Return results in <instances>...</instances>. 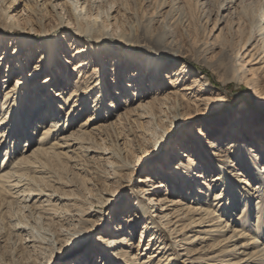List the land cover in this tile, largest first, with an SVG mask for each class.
I'll return each mask as SVG.
<instances>
[{
    "label": "bare ground",
    "instance_id": "obj_1",
    "mask_svg": "<svg viewBox=\"0 0 264 264\" xmlns=\"http://www.w3.org/2000/svg\"><path fill=\"white\" fill-rule=\"evenodd\" d=\"M169 1L167 13L184 10L185 0ZM38 2L21 13L19 2L0 0V195L11 199L3 203L11 228L8 241L23 251L21 262L0 257V264H50L55 255L57 264H128L122 258L124 246L136 247L130 258L137 262L149 246L153 251L148 260L172 264L174 257L185 255L178 252L185 250L184 244L198 249L224 235L223 247L211 251L213 256L231 257L225 264H264V117L240 105L200 122L199 115L211 105L221 108L222 97L218 99L209 78L188 61L223 66L230 72L226 80L252 88L264 112V7L250 16L245 0H195L209 26L189 34V49L183 51L173 47L170 35L156 31L167 16L162 15V0L153 9L152 0ZM42 12L57 20L55 26L44 30L32 22L41 23ZM60 27L66 28L63 35L55 32ZM136 35L153 41L155 51L170 50L183 61L168 63L157 60L162 51L142 54L119 45ZM111 42L119 43V49ZM88 56L100 64L96 78L84 71ZM108 58H113L114 73L102 63ZM122 65L134 69L125 73ZM42 72L47 76L34 81ZM74 74L77 80L69 90ZM145 78L151 83H143ZM121 79L123 86L118 84ZM103 84L115 90L96 94L91 103L92 86L100 90ZM150 87L152 95L146 89ZM122 104V110L110 113ZM102 113L107 117L99 121ZM174 128L182 132L169 143ZM246 139L257 144L256 151L245 147ZM18 146L22 151L15 156ZM52 162L70 173L60 176L49 168ZM141 171L145 174L133 179ZM130 180L136 186L130 189L129 202L107 208L110 221L91 245H85V235L63 250L81 230L82 217L103 214L112 190ZM49 183L65 190L58 193ZM135 229H140L136 244L131 241ZM167 248L173 250L170 256ZM70 253L75 255L71 260Z\"/></svg>",
    "mask_w": 264,
    "mask_h": 264
},
{
    "label": "rangeland",
    "instance_id": "obj_2",
    "mask_svg": "<svg viewBox=\"0 0 264 264\" xmlns=\"http://www.w3.org/2000/svg\"><path fill=\"white\" fill-rule=\"evenodd\" d=\"M15 2H19L17 6V8H20V12L24 13L26 12V9L28 7H38V0H14ZM137 0H135L136 3ZM159 0H152V4L150 5V9L156 8L157 4H158ZM163 2H165V6L162 8V15L165 16L167 13V10L169 8V5L171 4V2L169 0H162ZM185 8L182 12H168L166 18H164V22L162 23V28L160 26H158L156 28V31H161L167 33V37L169 36V39L172 40V44L173 47L176 49H180L185 51L186 49H189L188 44V36L189 34L191 36H193L194 34H198L201 31H206L207 27L209 26L207 23H204L203 20H201V15L203 13L202 8L198 5L197 2H195V0H185ZM246 2V14L248 15H256L258 12V10L261 7H264V3L262 2V0H245ZM216 3V1H215ZM26 5V6H25ZM131 5V4H130ZM250 13V14H249ZM41 17V23L40 22H34L35 19L32 21L36 26L40 25L42 29L47 30L49 27H53L55 26L57 20L56 19H51L49 17L45 18V14L42 12L40 14ZM39 19V18H38ZM40 20V19H39ZM205 20V19H204ZM37 21V20H36ZM40 28V27H39ZM159 28V29H158ZM66 28L65 27H60V28H56L55 32H58V34L63 35V32H65ZM38 34H35L34 36H38ZM66 40L69 42V40L71 38L69 37H65ZM137 38V39H136ZM36 44L34 45L35 47L39 46V38L35 39ZM140 41V42H139ZM142 42V43H141ZM61 44V42L59 43ZM112 47H114L115 49H119L118 44L116 45L114 42H111ZM154 42L153 41H146L144 37L140 36V35H136V36H132V42H127L126 44H119L120 46L129 48L130 50H132V52H138V53H142V54H151V51H155L154 47ZM66 48L69 49V45L66 44ZM62 49V48H61ZM156 51H162L159 52L160 56L157 57V60H162V61H166L168 63H181L183 61L182 59H178V58H173L169 52H171L170 50H156ZM155 51V52H156ZM68 53H70V51H68ZM112 59L113 58H108V59H104V61L102 62L103 65H106V68L111 71L113 70L115 67V65H112ZM37 60V56H34L32 58L31 61V66L33 67V65L36 63ZM188 60V59H186ZM189 63L196 68V70L204 75H206L212 86L215 88V95L218 96V99H221L218 101L220 103L221 108L217 111L214 110V104L211 105L207 111H205L203 114L199 115V121L200 122H206L209 121L211 119H213L214 117L218 116L219 114H226V112L230 113L232 111H234L236 109L237 106L240 105H245L248 109H250L252 112H255L257 115L263 116L264 117V112L257 106L256 103V98L254 96L253 90L252 88L248 87L247 85H245L243 82H239L236 80H226V78L229 77L230 72H228L227 70H225L223 68V66H213L212 68H208L206 66L200 65V64H196L191 60H188ZM85 62H87V65L84 69V71L86 72L87 75H92L93 74V78H96L95 76V69L100 67V64L98 63V61L92 59V58H88L85 60ZM31 66L30 69L31 70ZM126 68L123 69L122 71H125V73H131L133 71V67L128 68L124 65H122L120 68ZM178 66H175L173 69H176ZM132 69V70H131ZM157 69V68H156ZM97 71V69H96ZM158 71V70H157ZM114 73V71H111ZM56 73L59 75L61 74V68L56 69ZM156 73V72H155ZM47 72H42L39 76L36 77V79L34 81L37 80H41L42 78H44L45 76H47ZM228 76V77H227ZM55 79V78H54ZM73 80V81H72ZM77 80V76L74 74L72 75V78L70 79V81L67 83L69 90L72 88L74 81ZM125 79H121L120 80V86H123L125 84ZM226 80V82H224ZM55 81V80H54ZM57 81V80H56ZM13 81H10V84H12ZM108 83V82H107ZM143 83H151L149 78H145V80L143 81ZM225 83V84H222ZM110 87H115L114 85H112V83H110ZM105 84L100 85V90L97 89V86H92L95 89L92 91L91 95H90V101L91 103L93 102V100L96 97V94H103V92H107L106 90H109L110 92L114 91L115 89L113 88H107L103 87ZM145 85V84H143ZM107 88V89H106ZM125 88V87H124ZM154 87H150V88H146L149 89L150 91L148 92L149 95H152L155 90L153 89ZM56 89V88H54ZM145 89V88H144ZM129 92V89H126ZM23 89L20 91L22 92ZM116 91L119 93L121 92V89H116ZM66 94V93H65ZM123 95V94H122ZM112 96V95H111ZM3 94L0 95V104L3 102ZM113 97V96H112ZM115 98L110 99V101L112 100L113 103ZM107 100V99H106ZM34 102V101H33ZM33 102L30 104L28 103V113L31 114L34 106H33ZM19 109L21 110V106L23 104V99L22 101L19 102ZM63 103V102H62ZM105 103V102H104ZM116 103V102H115ZM64 104V103H63ZM68 105V103L66 104ZM216 105V104H215ZM104 106V105H103ZM101 106V107H103ZM125 106L122 104L120 106L116 105V107H114L113 109L110 110V113H116L120 110H122ZM91 111V110H90ZM90 111L84 113L81 117L78 118V121H76V124L83 119L87 114L90 113ZM221 111V112H220ZM262 112L261 114H259V112ZM64 112V111H63ZM60 113V116L65 115L64 113ZM217 114V115H216ZM59 117V116H56ZM101 118H99L100 120H103L104 118H106V114L102 113V116H100ZM39 119V117H38ZM230 119V118H229ZM228 119V120H229ZM98 121V122H99ZM199 123V122H198ZM225 128V127H224ZM169 128L167 127L164 131L166 133V131ZM224 130V129H223ZM173 134L170 136H167V140L170 143L171 141H175L176 138L178 137V134H180L182 132V130L179 131V128H174L172 130ZM38 133H40V129L37 131V133L34 135L35 138H37ZM164 133V132H163ZM223 133V131H222ZM167 143V142H166ZM162 145V151H164ZM17 152H15V156L18 155L19 153H21L22 151V147L18 146L17 148ZM152 158V156H150ZM12 158H10L8 160V162H10ZM149 160L143 161L142 164L144 165L146 162H148ZM1 162V161H0ZM158 163L156 162V165L153 166L152 171L157 172L158 170ZM50 169L56 171L58 174H60V176L65 177L70 173V169L68 167L65 166V168H61L62 166H60V164L52 162L51 165H49ZM141 166V163L140 165ZM139 168V167H138ZM145 174V172L141 171L138 172L136 175H134L133 179H137L141 176H143ZM85 184V183H84ZM134 186H136L135 181L134 180H130V181H123L120 182L113 190H112V196L111 199L112 202L107 204V206H104V211L103 214L100 213H95L92 212L89 215L83 216L82 218H85V220L82 222V227L81 230H79L77 232V234H75V236L71 237L69 239V241L67 242V244L65 245V247L63 248V250L66 249H70L72 248L75 244L76 241H78L79 239H81L83 236L87 235L85 238L88 237V240H86V244L88 245L92 243L94 236L97 235L98 233L102 232L103 227L105 226V224H107L110 221V217L109 214H107V208L112 207V206H121V205H127V202H129L128 200V196L130 195V189L133 188ZM49 188H55L57 190L58 193L64 191L65 189L61 186L58 185H52L49 183ZM212 194L208 195V201L212 202ZM8 200H11L9 197L4 196V193H2L0 195V257L2 259L5 260H10V259H17V262H21L22 261V256H23V251H22V246H15L12 245L8 240H10V236H11V228H10V224H9V215L6 211H4V205L3 203L6 204V202ZM94 209H99V206H97V204H94ZM103 208V207H102ZM119 213H117L118 215ZM116 215V214H115ZM96 224H98L97 228L98 230H94L96 227ZM233 227H231L232 229ZM134 232L136 234H134V238L131 240L132 242H134L135 244L138 242L139 237H140V229H135ZM231 232V231H230ZM229 232V233H230ZM196 232H192V233H188L189 235H193ZM228 233V234H229ZM187 238V236L185 235L184 238ZM222 239H225V235L224 236H214L212 239H210L208 242L203 243L202 247H199L198 249L196 248H192L189 247L190 249H187L188 246L187 244H184L183 249L185 248V250H178V252H184L185 255L182 256H178V257H174L172 264H225L226 263V259L227 258H231V257H221L220 256H213L211 251H217L219 249H221L223 246L221 245V241ZM187 240V239H184ZM221 245V247H220ZM148 248L141 250V254H140V260L139 262L135 261L133 258H130L132 253L136 252V247L134 246V248L130 247H123L122 248V258L125 260V262H127L128 264H135L136 262L139 264H157V260L156 259H151L148 260V254L151 253L153 251V249H150L149 246H147ZM62 251V250H61ZM81 251V250H80ZM166 252L168 253V255L170 256L171 253L173 252L172 249H168L166 250ZM79 253V251H77L75 253V255H77ZM67 255V254H64ZM62 255V256H64ZM74 254L71 255L68 254L67 258L68 259H72L74 256ZM56 255L52 258V261L50 264H57L56 263ZM50 259V258H49ZM153 260V261H152ZM36 264V263H34ZM48 264V262H47Z\"/></svg>",
    "mask_w": 264,
    "mask_h": 264
},
{
    "label": "snow or ice",
    "instance_id": "obj_3",
    "mask_svg": "<svg viewBox=\"0 0 264 264\" xmlns=\"http://www.w3.org/2000/svg\"><path fill=\"white\" fill-rule=\"evenodd\" d=\"M0 71H2V67H0ZM20 81H17V84H19ZM205 132H207V129H204ZM203 139V137H201ZM261 140L264 141V135H261ZM227 143V141L225 142ZM237 144H240V141H237ZM243 144L245 145V147H250L251 149H253V151L257 150V144L254 141H249V140H244ZM221 147H223V145H221ZM244 150V149H241Z\"/></svg>",
    "mask_w": 264,
    "mask_h": 264
}]
</instances>
